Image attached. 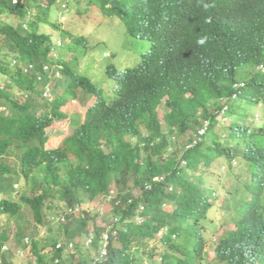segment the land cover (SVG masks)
Returning a JSON list of instances; mask_svg holds the SVG:
<instances>
[{
  "label": "trees",
  "instance_id": "1",
  "mask_svg": "<svg viewBox=\"0 0 264 264\" xmlns=\"http://www.w3.org/2000/svg\"><path fill=\"white\" fill-rule=\"evenodd\" d=\"M109 1L112 7L108 11L122 16L131 9V4H140L142 0ZM58 2L20 0L13 4L12 0H0V15L8 16L7 20L0 18V157L16 155L21 164L19 172L32 181L29 183L33 191V195L23 194L19 201L11 197L1 199L0 214L12 217L22 214L23 204H27L36 222L47 224V198L51 199L50 207L54 200L76 206L87 202L83 193L94 200L109 195L113 186L117 191L108 202L110 211L103 215L104 225L98 221L99 214L92 215L85 210L68 216L56 228L48 222L46 239L35 238L37 224L33 228L24 227L20 237L25 234L33 238L31 255L35 259L31 264H196L202 261L206 256L203 221L212 206L211 187L205 183V173L221 157L232 170L246 171L247 167L255 181L246 183L241 173L237 174V182L231 189L234 197L229 201L237 203L233 220L237 229L222 241L217 255L228 264H264V200L261 199L264 184L256 182L264 180V122L257 126L243 122L250 120L254 112L263 113L264 118V16L260 17L257 11H243L239 37L230 39L224 33L225 42L207 50L206 57L176 54L185 79L175 74L162 84V77L160 81L147 72L150 69L128 75L130 92L119 102L130 120L121 126L119 120L113 122L117 130L108 133L109 141L104 149L92 138L97 126L66 140L64 148L46 149L42 144L47 128L55 117L62 115L60 105L66 96L75 93L70 90L50 101L39 87L37 74L27 70L32 63L38 66L48 61L52 37L40 29ZM72 2L74 7H80L86 0ZM166 5L176 17L192 15L221 29L218 31L226 30L221 9L207 12L204 6L178 8L177 0ZM11 16L18 17L19 21L9 20ZM239 81L244 85L236 89L234 84ZM234 93L237 96L231 100ZM222 97L228 99L227 114L234 120L226 127L227 141L223 139L222 127V132L216 131L218 111L225 105L220 100ZM164 98L166 125L160 121L157 110ZM213 101L217 113L209 114ZM200 108L204 112L198 115ZM201 116L210 117L207 143L182 148L181 136L200 126ZM137 119L145 122L148 133H142ZM125 134L137 136L138 144L130 145ZM172 135L178 136V141ZM236 159L239 160L237 168L233 165ZM61 165L66 167L68 179L58 177L56 170ZM16 172L7 159H0V192L7 196L15 190L11 175L20 174ZM40 175L45 176L44 180L39 179ZM34 177L36 183L32 180ZM156 177L160 179L155 180ZM105 231L110 241L108 254L101 257ZM91 232L94 236L90 244L82 247L78 241L75 253L56 249L59 241L68 244ZM8 239L7 232H0L3 264L8 259L2 243ZM158 256L163 259L161 262Z\"/></svg>",
  "mask_w": 264,
  "mask_h": 264
},
{
  "label": "clouds",
  "instance_id": "2",
  "mask_svg": "<svg viewBox=\"0 0 264 264\" xmlns=\"http://www.w3.org/2000/svg\"><path fill=\"white\" fill-rule=\"evenodd\" d=\"M19 1L20 0H12L13 4H17ZM170 1L171 0H142L140 4H131V9L120 16V13L111 14L108 11L112 7V3L109 0L108 2H104V0L102 2H98L97 0L89 2V0H86L83 6L77 7V11L82 13L85 10L94 11V8L98 10L94 12L95 18L92 19V25H95L93 33L86 36L76 32L74 21L69 22L71 18H75V7L73 6L72 0H59L57 5L52 9L50 15H48L47 22L42 23L40 29L43 32H47L52 37V51L49 54L48 61L38 66L32 63L27 70L37 74L39 87L43 90V95L50 101L59 99L70 92V90H72V93H75L74 96H70L69 94L66 96L64 102L60 105L62 115L55 117L51 125L47 128L44 144H42L46 149L64 148L66 140H71L75 135H78L86 128L92 126L98 127L95 136L92 138L104 149V146H106L109 141L108 133L113 129H115V131L117 130V125L114 127L113 122L119 120L118 123L121 126L126 121L130 120L125 115L122 103L119 102L124 94L130 92L127 85L128 75L150 69V71L147 72L156 76L160 81L162 77V84L169 81L175 74L181 75L184 78L183 66L176 57V54L187 53L192 57H206L207 50L215 48L218 44L225 42L224 33L227 34L230 39L239 37L243 25V18L241 16L243 11L254 13L257 11L260 17L264 16V0H177L178 8L184 5L192 7L193 9L204 6L207 12L221 9L222 19L226 26V30H222L224 31L222 32L218 31L221 29L212 27L206 20H199L195 16L186 15L183 17H176L172 15L171 9H166V4H170ZM245 3L247 4V8ZM6 16L7 14H3L0 15V18L7 20ZM198 17L203 18L202 15ZM107 19H112L117 25H121L122 23L120 21L122 20L126 24L129 33L147 42L148 49L142 53L141 62L137 65L127 66L121 69L122 62L119 67H115L111 64L105 66L96 59V54L93 53V51L100 42H106V40L112 36V32L103 26ZM54 24H56L57 27H54ZM144 26L148 28H144ZM134 28L140 29V31L135 32ZM88 54L93 55L91 58H88ZM104 56L110 57L112 56V52L106 50ZM90 60L93 62L94 70L89 72L87 68ZM105 75H107L109 79H114L116 82L114 88L109 89L108 96H106V90L103 87L104 84L98 85L94 80L96 79L99 82H103ZM234 85L237 89L243 86L244 83L243 81H239ZM188 95H190V93ZM236 96L237 94L234 93L231 100H234ZM220 100L225 105L223 109L218 111L217 120L219 123L216 126V131L222 132V127L223 139L227 141L229 139V134L226 127H229L234 120L227 114L230 104L227 102L228 99L222 97ZM135 102L136 104L138 103L136 100ZM165 102L166 98L162 100L157 108L160 121L164 125H166L164 114L167 111L165 109ZM216 107V103L213 101L209 107V114H216ZM2 109L5 110V107H2ZM160 110L164 111L162 117L160 115ZM122 112H124V116L120 120ZM203 112L204 110L200 108L198 115H201ZM262 114L263 113L257 115L254 112L250 120H244L243 122L246 125L249 123L256 126L262 124L264 122ZM201 118L203 119L200 126L197 125L196 128L189 129L186 133H183L186 137L182 141V148L186 147L188 149L203 142L207 143V139L210 135V117L201 116ZM136 122L139 127L141 126L142 133H148L145 124H143L145 122L142 119H137ZM172 137L174 141H178V136L172 135ZM182 138L183 136H181L180 139ZM125 140L133 147L138 144V137L132 134H125ZM10 156L9 154L6 158L0 157V159H7V161L14 166L15 172L17 170L16 174H20L17 176L11 175L15 190L13 194L9 196L0 192L3 194L1 199L11 197L13 201H19L23 194L33 195L29 183L32 181H28L21 172H19L21 170L20 161L18 160V163L15 165L9 161ZM218 160L223 161V163L221 161L222 166L227 164L230 172H235V181L225 187V195L222 197L223 200L220 205L217 203L218 196H220V194H218V188H215L212 183L208 182L207 176L209 168L213 167ZM233 165L235 168L239 167V160L236 159ZM243 165L246 166L245 164ZM245 169L246 171L232 170L226 159L222 157L217 158L213 164L208 167L205 173V183L207 186L211 187L210 191L212 192V197L210 200L212 206L203 221L206 240L204 254H206V256L202 261L200 260L196 264H228V262L217 255V248L221 245L222 241L229 236L230 231L237 229V224L233 221L237 212V203H229L230 199L234 197L231 189L237 182V174L241 173L243 177L242 180L246 183L255 181L253 174L251 175L247 167ZM56 173L60 180L68 179V171L64 165H61V168L56 170ZM35 178L36 177L32 179L34 182ZM44 178L45 176L43 175L39 176L41 180H44ZM159 179L160 177L155 178V180ZM22 180L26 188L18 191V188H20L18 182L20 183ZM256 182L264 184V180ZM147 187H150V185L148 184ZM116 191L117 189L113 186L109 195L102 196L109 201L111 197L116 195ZM83 194L86 196H83V198L87 199V202L83 205L77 204L76 206H69L65 201L54 200L53 203H60L61 206L58 204L59 211L53 215L52 221L59 225L60 223H65L68 220V216L72 217L85 210L89 211L92 215L98 214L100 211L93 213L90 209L94 204L93 201L97 198L90 200L86 193ZM253 196L254 194L251 193L250 197ZM48 199L49 198H47L45 202V213L48 207L52 209V207L48 205L51 199ZM261 199L262 201L264 200L262 197ZM238 201L240 202V199H238ZM25 206H27V204H23V208ZM215 211H222V214L227 217V222L234 226H230L226 230V234L219 238L220 242L216 245L214 254L212 255L211 251H209L210 246L208 242L211 240L209 236L213 233L215 234L217 226L226 224L221 218L217 221L215 217H213V212ZM4 215L8 216L9 222H12V219L16 220L14 224H8L6 227L0 222V232L4 231L9 234V239L2 243V248L5 257L8 259L7 264H12L10 254H16L17 256L31 255L33 238L25 234L22 235L24 237H20V234L25 231L24 227L27 226L24 224V220L19 219L24 213L13 217L8 214H0V216ZM36 224L38 230L35 238L40 240L46 239L48 222L47 224L36 222ZM18 227L19 229H17ZM93 236V232L87 235L85 240L81 242L82 247H84V245L87 247ZM12 237L15 238V243H12ZM109 237V233L105 231L103 234L104 246L100 250L101 257L108 254ZM77 242L78 240L76 239L71 240L68 244L59 241L56 244V249H62L66 254L75 253L77 251ZM158 257L160 259H158V261L161 262L163 259L161 256ZM3 258L4 257H0V264L4 263ZM255 264L262 263L258 262Z\"/></svg>",
  "mask_w": 264,
  "mask_h": 264
},
{
  "label": "rangeland",
  "instance_id": "3",
  "mask_svg": "<svg viewBox=\"0 0 264 264\" xmlns=\"http://www.w3.org/2000/svg\"><path fill=\"white\" fill-rule=\"evenodd\" d=\"M86 6V5H85ZM74 14L75 18H71L70 21H74L75 23V30L77 33L84 34L86 36L90 35L93 33V29L95 25H92V19L95 18V13L98 11L97 9L94 8V11L92 10H85L82 13L80 11H77V7L74 8ZM85 9V7H84ZM5 18V17H4ZM8 18V16H6ZM9 20L13 22H17L18 17L16 16H11ZM122 24L117 25L114 23L112 19H107L103 26L112 32V36L106 40V42H100L96 49L93 51V53L96 54V59L102 64V65H114L115 67H119L120 63L122 62V68H125L127 66H135L139 62H141L142 59V53L145 52L148 49V44L144 39H138L136 36H134L132 33H129L127 30L126 24L121 20L120 21ZM110 50L112 52V56L106 57L104 56L105 51ZM93 54H88V58H91ZM93 62L92 60L89 61L88 63V68L87 70L93 71ZM89 75V74H87ZM95 82L98 85L104 84L103 87L106 90V96H108V91L110 88H114L115 86V80L114 79H109L107 75H105V78L103 82H99L98 80L94 79ZM164 111L160 110V115L161 117L163 116ZM227 121V120H226ZM225 121V122H226ZM186 137V135H183V139ZM9 161L12 162L13 164H17V159L15 154H11L9 157ZM222 160H218L213 167H210L207 173L208 176V182L212 183V185L215 188H218V204L220 205L222 202V197L225 195L224 189L226 186L232 184L235 181V172H230L227 164L222 166L221 163ZM18 185L20 188L19 190H24L25 183L24 181L18 182ZM86 197L85 195H83ZM3 197V194L0 193V199ZM94 204L91 206V210L93 213L96 211H100L98 214V221L100 224L104 225L105 224V219L103 215L106 212H109L111 209L109 201L104 198L103 196L98 197L96 200L93 201ZM61 206L60 203H53L52 204V209H49V207L46 209V216L48 222L51 223L53 227L56 228L57 224L54 221H49L52 219L53 215H55L59 211V205ZM24 215H22L19 219L24 220V224H26V227H31L33 228L34 225H36V221L34 219L33 213L31 212L30 208L28 206L24 207ZM222 211H215L213 212V217L217 221L222 219L226 224L225 225H219L216 228L215 234H211L210 237V242L209 243V251H211L212 255L214 254V249L216 245L220 242L219 238L223 237L226 234V230L230 226H234L233 224H230L227 222V217L222 214ZM15 219H12V222L8 221V216H0V222L4 227H6L8 224H11L15 222ZM23 223V222H22ZM31 228V229H32ZM44 228V227H43ZM45 229V228H44ZM43 235V234H41ZM212 237V238H211ZM86 236H81L78 237L77 240L83 242L85 240ZM12 243H15L16 240L15 238L12 237L11 239ZM160 251L163 250L162 247L159 248ZM92 251V250H91ZM94 252V251H92ZM10 258L13 264H31L33 259L32 255H25V256H17L16 254H10ZM159 259V257H158ZM160 260V259H159Z\"/></svg>",
  "mask_w": 264,
  "mask_h": 264
}]
</instances>
